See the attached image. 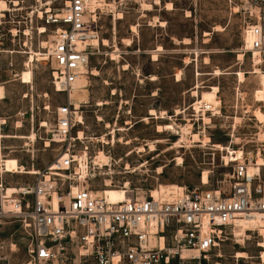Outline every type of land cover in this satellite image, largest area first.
I'll use <instances>...</instances> for the list:
<instances>
[{"label":"rangeland","instance_id":"374dc122","mask_svg":"<svg viewBox=\"0 0 264 264\" xmlns=\"http://www.w3.org/2000/svg\"><path fill=\"white\" fill-rule=\"evenodd\" d=\"M159 1L161 5L144 13V17L138 0H114L113 9L105 8L99 14L100 40H107L109 46L100 45V53L92 59L89 68L97 70L99 76L88 78V100L78 108L82 123L76 124L71 133L76 137L82 131L87 140L75 141L69 147L73 155L84 150L88 153L92 191L105 189V181L116 189L127 187V192L140 197L148 196L160 186L212 189L235 163L232 160L226 163L223 156L230 157L232 151L241 150L244 157L252 155L256 160L259 154L260 157L264 154V124H258L252 115L255 109L264 114V64L258 63L261 57L257 54L240 51L243 40L247 47L250 43V38H244L242 33L244 25L253 20L248 1ZM19 3L26 8L34 4L32 0ZM167 3L174 6L173 11L164 10ZM234 7L239 8L238 13L232 11ZM118 12L123 14L121 21L116 20ZM187 12L191 17H186ZM154 18L165 22V28L158 32L157 28L151 30ZM132 26L136 33L131 31ZM217 26L224 30L216 32ZM8 28L1 25L0 33L5 34ZM205 32L210 36L205 37ZM184 39L190 44L184 45ZM23 40L18 34L15 42L0 47V123L5 122L0 131V179L5 189L32 185L35 175L65 153L67 147L50 142V123L66 95L52 88L48 66L35 58L32 61V55L24 53ZM123 40H129L130 46ZM33 41L36 46L38 39ZM155 46L163 51L157 53L158 61L154 62L152 53L144 51L156 50ZM114 50L119 53H112ZM240 54L244 56L242 61L238 60ZM123 65L130 70L123 71ZM255 66L259 71L256 74ZM213 70L216 76L210 75ZM236 71L238 76L244 74V83L234 75ZM150 76L157 80L149 81ZM211 87L218 88L219 113H204L210 119L209 124L202 114L199 121H194L191 109L197 98L192 92L201 93ZM190 106L189 111L175 116L176 110ZM151 109L166 112L170 119L149 118L147 123L141 122ZM131 124L132 128L127 127ZM188 124L199 135L200 143H190L188 137L174 134ZM158 125L163 128L161 134L157 133ZM119 128L127 131H115ZM150 145L155 147L153 152ZM217 145L220 149L215 148ZM99 153L107 157L108 167L94 166L93 159ZM177 158L182 159L180 165ZM203 172L208 175L204 186L200 183ZM250 231L245 232L244 244L236 242L231 231L229 239L201 259L200 264H264L260 259L264 248H258L264 239L259 237L258 229ZM237 252H245L248 259H237ZM28 260V240L19 224L1 223L0 264H26Z\"/></svg>","mask_w":264,"mask_h":264},{"label":"built area","instance_id":"2783aa9c","mask_svg":"<svg viewBox=\"0 0 264 264\" xmlns=\"http://www.w3.org/2000/svg\"><path fill=\"white\" fill-rule=\"evenodd\" d=\"M3 1L8 11L0 26L10 28L0 33V47L21 34L24 53L47 65L52 88L66 95L50 123V142L66 145L67 156L58 155L32 185L15 187L10 196L0 179V224H19L28 240L26 264H200L229 239L239 220L258 215L264 226V161L259 165L252 155L235 162L212 189L183 186L144 197L130 192L116 204L95 194L86 183L87 165L82 168L69 152L79 116L70 96L78 79L88 80L100 53L94 41L106 9L90 11L86 0H32L29 8L19 0L16 7L14 0ZM247 1L253 20L242 33L250 43L243 40L240 51H255L264 64V0Z\"/></svg>","mask_w":264,"mask_h":264},{"label":"bare ground","instance_id":"6f19581e","mask_svg":"<svg viewBox=\"0 0 264 264\" xmlns=\"http://www.w3.org/2000/svg\"><path fill=\"white\" fill-rule=\"evenodd\" d=\"M88 5H89V10L90 11H94L96 9V7H101V9H105V8H108V9H113L114 8V0H86ZM113 1V2H112ZM139 1V5H140V8L143 10V15L142 17H144V13L146 12H152L154 11V7H158L161 5V2L159 0H153L151 2H147L146 0H138ZM14 7H16V2H14ZM165 10L166 11H173L174 10V6L171 4V3H167L165 6ZM7 4L6 2H3V1H0V15H1V18L3 17V13L8 11L7 9ZM232 11L234 13H238L239 11V8L238 7H234L232 8ZM116 20H122L123 19V14L118 12L116 13ZM186 17H191L190 16V13L187 12L186 13ZM94 18V17H93ZM156 20H154V22H152L150 25H153L155 24ZM159 23V21L157 22ZM159 26L160 27H165V23L164 22H160L159 23ZM214 30L216 32H222L223 31V28L220 27V26H217L214 28ZM131 31L133 33H136V28L134 26L131 27ZM25 33H28L27 31ZM204 35L206 36H209V33H204ZM125 45L129 46L130 45V41L129 40H123ZM190 41L187 40H184L183 41V44L184 45H188ZM99 44V46H103V47H108L109 46V43L107 40L103 39V40H100V37H99V40L98 41H94V44ZM115 49H116V46H115ZM112 53H119L117 52V50H114ZM30 55H32V61H34V53H29ZM251 54H256L255 51H252ZM111 60L114 61L115 60V57L113 55H111ZM243 57L242 54H240L238 56V59L239 60H243ZM152 59L153 60H157V55L156 53H153V56H152ZM208 63V59H205V64ZM122 70L127 72L129 71V66L128 65H123L122 66ZM258 67L255 66L254 67V74L258 73ZM90 73V74H89ZM219 72L216 71V74H218ZM88 74L93 77H98L99 76V73L97 70H91L89 69L88 70ZM136 76L138 77V80L139 81H142L141 80V76L138 72H136ZM177 80L179 81L180 79V75H177L176 76ZM238 79H239V82L240 83H244L245 81V76L243 73H239V76H238ZM156 78L154 76L150 77V81H155ZM88 80L86 77H82L80 79L77 80V82L74 84V90H73V93L71 94V100L73 102V104L75 105L76 109L79 108V104L81 102H85L87 103V93H88ZM199 87H197V90H198ZM217 94H218V88L217 87H211V90H208V91H203L201 93H198L197 91H193L192 92V96L196 99V103L193 104V108L191 109V106L188 107V108H184L182 110H176L175 111V116H180L184 113H186L187 111H189V109L192 110V113L194 114V121H199L200 120V114H202L203 116V120L204 122L206 123H210V119L209 118H206L204 116V113L206 112H209V113H212L213 115L215 114H218L219 113V108H220V102L217 101ZM1 95V93H0ZM98 105L102 106L104 105L103 103H98ZM149 115L151 116L152 119L154 120H169L170 117L168 115H166L165 112H161L160 114H158L155 110H150L149 111ZM252 115L253 117L255 118V120L257 121L258 124L260 125H263L264 124V114L263 112L260 110V109H255L253 112H252ZM149 120V117H145L141 120V122L143 123H147ZM99 121H101L99 119ZM77 125H80L82 123V117L80 116H77ZM107 127V126H106ZM127 127H130L132 128L133 127V124L131 125H127ZM115 131H118V132H123V131H127L126 129H122V128H119ZM157 133H163V128L161 125H158L157 126ZM175 135H181L183 137H188L189 138V141L190 143H200L201 140H200V137L197 133H194L193 130H192V124H188L186 125L184 128H182L181 130H179L178 132L174 133ZM260 137H263V133L261 132L260 133ZM100 139V138H99ZM74 140L75 141H84V140H87L86 137L84 136V133L82 131H78V133H76V137H74ZM90 141H95L96 142V139H90ZM102 142L103 141V138H102ZM205 142L206 144L209 143V140L205 139ZM150 151L153 152L155 150V147L153 145H150ZM216 149H220V146H215ZM88 153L86 152V150L82 151L79 153V155L76 156V159L77 161L80 163L81 167L83 168L84 165H87V170L85 171L86 172V175L89 177V173H88ZM67 156V153H62L59 157L61 158H65ZM244 156L243 152L241 150H234L232 151V154L230 157H226V156H223V160L226 162V163H229V160H232L233 162H237L239 161L242 157ZM262 157V158H261ZM260 157V154L258 155V158L256 159L257 163L259 165H261L264 161V154L261 155ZM94 160V166H98L100 168H103V167H108L109 166V161L107 159V157L103 154V153H99L98 155H96L95 159ZM176 162H177V165H180L182 163V159L181 158H177L176 159ZM253 167L252 165H249L248 166V173L250 174L251 172H253ZM39 173V172H38ZM38 175V174H37ZM55 176H58V175H55ZM46 178H48V176L46 175ZM87 186H89V180H87ZM200 183L204 186V185H207L208 183V175L206 172H203L202 173V176H201V179H200ZM127 186V184H126ZM104 187L105 189L103 190H96V191H93L95 194L99 195V196H103L106 198L107 201L111 202V203H122L124 201H126L128 199V196L127 194L130 193V192H127L126 189L127 187H122V188H114L110 185V183L108 181H105V184H104ZM179 188V186H170V187H159L157 191H153L151 194L153 196H156V195H165V194H168L170 193L171 191H175ZM75 187H72V190L75 191ZM15 190V187L14 188H6V195L7 196H10ZM260 216H255L254 218H251V219H247V218H244V219H241L239 220L238 222H236L234 228L232 229V232L233 234L235 235L236 237V242L240 243V244H244V240L243 238H245V232L247 233L248 231L251 232L250 230H256L258 229V233H259V237H262V239H264V226H263V221L259 218ZM258 248H264V242L261 241L258 243ZM248 255L245 253V252H237L236 253V258L237 259H248ZM260 259H262V261L264 262V253H261V257Z\"/></svg>","mask_w":264,"mask_h":264},{"label":"crops","instance_id":"0c3cea01","mask_svg":"<svg viewBox=\"0 0 264 264\" xmlns=\"http://www.w3.org/2000/svg\"><path fill=\"white\" fill-rule=\"evenodd\" d=\"M153 1V0H152ZM166 5V4H165ZM159 7V6H158ZM155 9L157 8V7H154ZM164 10H165V7H164ZM166 11V10H165ZM153 12V11H152ZM167 12H171V11H167ZM154 19H156V18H154ZM159 20H157L156 19V23L155 24H153V25H151V30H153L154 28H157V30H155V31H160V29L161 28H165V27H160L159 26V23L161 22V21H159V23H157ZM152 23V22H151ZM165 23V22H164ZM166 24V23H165ZM224 30V29H223ZM154 31V30H153ZM207 33H209V32H207ZM158 36H159V34H158ZM157 36V37H158ZM210 36V35H209ZM205 37H207V36H205ZM184 40H187V39H184ZM130 41H131V39H130ZM189 41V40H188ZM158 43V42H157ZM179 43V42H178ZM183 43V42H182ZM132 44V43H131ZM189 44H190V42H189ZM127 46V45H126ZM130 46V45H129ZM156 47V50L155 49H153V50H146V51H144V53H152L151 54V59H152V56H153V53H156V55H157V60H153L152 59V61H158V54L157 53H161L162 51H163V49L160 47V46H155ZM239 60V59H238ZM258 63H260V62H258ZM257 62L256 63H253L252 64V67H253V65H257L258 64ZM208 64V63H207ZM217 70H219L220 71V73L221 74H223L222 72H221V70L220 69H218V68H216ZM215 70V69H214ZM214 70L212 71V73L210 74V75H213V76H216V75H214ZM241 71V70H240ZM239 71H236L235 73H234V75H236L237 77H238V73ZM227 74V73H226ZM150 77H152V76H150ZM150 77H149V81H150ZM155 77V76H154ZM156 78V77H155ZM156 80H157V78H156ZM155 80V81H156ZM239 80V79H238ZM152 110H154V109H152ZM156 111V110H155ZM157 112V111H156ZM161 112H164V111H160V112H157L158 114H160ZM166 113V112H165ZM147 117H149V118H151V116L149 115V113H148V116ZM152 119V118H151Z\"/></svg>","mask_w":264,"mask_h":264}]
</instances>
